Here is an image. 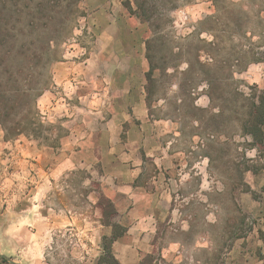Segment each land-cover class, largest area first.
<instances>
[{"label": "rangeland", "instance_id": "rangeland-1", "mask_svg": "<svg viewBox=\"0 0 264 264\" xmlns=\"http://www.w3.org/2000/svg\"><path fill=\"white\" fill-rule=\"evenodd\" d=\"M0 17V90H31L0 124V264H119L118 168L170 190L132 235L145 261L175 243L193 264H264V137L246 129L264 0H0Z\"/></svg>", "mask_w": 264, "mask_h": 264}, {"label": "crops", "instance_id": "crops-1", "mask_svg": "<svg viewBox=\"0 0 264 264\" xmlns=\"http://www.w3.org/2000/svg\"><path fill=\"white\" fill-rule=\"evenodd\" d=\"M140 173L133 174L126 168H118L116 171L112 170L111 175L106 174L109 176H106V181L102 179L106 197L110 199L120 214L121 220L119 219L118 223L126 227V232L112 244L114 257L119 264H182L191 260L193 264V254L190 251L176 250L175 243L162 252L160 260L162 263H159L160 261L157 263L158 255L155 252L151 253L146 261L140 256L138 245L134 243L135 239L139 238L132 237L137 233L135 227L144 225L147 218L155 219L159 211L158 204L161 202L165 206L170 201L168 187L160 186L156 180H154L156 184L140 183ZM175 218L176 214L173 213L167 224H172ZM28 255L23 254L22 256L29 257ZM168 261L173 262L167 263Z\"/></svg>", "mask_w": 264, "mask_h": 264}, {"label": "trees", "instance_id": "trees-1", "mask_svg": "<svg viewBox=\"0 0 264 264\" xmlns=\"http://www.w3.org/2000/svg\"><path fill=\"white\" fill-rule=\"evenodd\" d=\"M131 0H129L130 2ZM137 1V0H136ZM129 9L132 10V12L139 17L143 22H147L148 18L145 16V9L141 4H137L136 8H133L129 5ZM0 34H4L5 37L7 36H15L14 32H9L8 30H5L3 28V19L0 17ZM8 39V38H7ZM2 42H6V38L3 39ZM3 53H2V52ZM11 50L8 48H5L3 51L0 47V57L2 58V62L0 63V67L5 64L4 55L10 54ZM3 55V56H2ZM1 83V82H0ZM1 85V84H0ZM31 97V90L26 88V90H21L18 87H15L11 90V92L7 90H0V124L6 125L9 118L12 115V112L15 113V111L20 107L24 106L23 102L28 103V100ZM28 111H32V109H29ZM36 122V119L33 117L28 122L21 124L19 122L13 123L10 126H8L11 132H17L21 133L24 130L29 129L32 125H34ZM264 99L262 98L260 102L257 104H254L249 119L246 123V129L249 133L255 135L256 139L264 137ZM111 209V213H116V208L114 204L111 202V204L108 205ZM112 226V235L109 237V243L110 246H108V250L112 252V244L113 242L120 236H122L126 232V227L121 225L123 228H121V231H115V228L117 224H109ZM113 254V253H112Z\"/></svg>", "mask_w": 264, "mask_h": 264}, {"label": "built area", "instance_id": "built-area-1", "mask_svg": "<svg viewBox=\"0 0 264 264\" xmlns=\"http://www.w3.org/2000/svg\"><path fill=\"white\" fill-rule=\"evenodd\" d=\"M191 262H192V260L191 261L184 262L182 264H192Z\"/></svg>", "mask_w": 264, "mask_h": 264}, {"label": "water", "instance_id": "water-1", "mask_svg": "<svg viewBox=\"0 0 264 264\" xmlns=\"http://www.w3.org/2000/svg\"><path fill=\"white\" fill-rule=\"evenodd\" d=\"M8 259V258H7ZM10 260V259H9Z\"/></svg>", "mask_w": 264, "mask_h": 264}]
</instances>
